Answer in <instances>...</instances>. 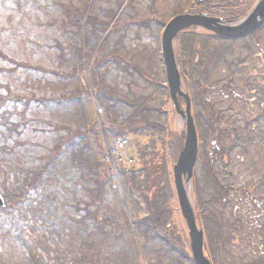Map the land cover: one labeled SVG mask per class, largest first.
<instances>
[{
	"label": "rangeland",
	"instance_id": "1",
	"mask_svg": "<svg viewBox=\"0 0 264 264\" xmlns=\"http://www.w3.org/2000/svg\"><path fill=\"white\" fill-rule=\"evenodd\" d=\"M115 1L0 0V113L3 114L13 110L21 113L25 109V102L15 100V98L17 99L19 97H13L9 95V92L15 93L18 96H28L31 92H35L37 95H48V97L53 99L56 94L59 95L68 85L61 81L57 75L48 72L66 68L65 62L68 60L62 61L56 56L55 44L57 41L60 40L64 44L75 41L68 32L55 30L54 28V19L62 17L60 9L62 4L70 5L71 3L82 7L87 2L89 5L85 10L87 14L93 13L99 15L101 19H108L109 14H106L104 10L116 11L118 5ZM155 1L156 9L165 18H167L170 9L177 7L179 4L183 5L184 3L181 1L185 2V0ZM133 4L135 9H137L135 12L133 11L132 0L120 10L118 14L120 17L117 23H122L121 27L125 28L119 33L115 32L114 28L113 35L110 38L111 42L116 39H121L113 46L112 52L120 54L121 58L127 64L130 63L138 66L141 72L138 74L132 68H127L124 64L121 68L116 65L117 63H111L110 61L106 63L105 61V64L103 63L104 65L99 67L98 76L94 79V82L99 87V90L104 86H110L116 91H132L135 96L139 94L147 96L152 92L150 81L158 79L163 82L166 77L159 53L158 36L160 26L154 20L156 16H150L147 11L152 4V0H134ZM110 5L112 7H109ZM133 17L140 22H144L146 19L150 20L146 24V27L144 24L138 22L129 23ZM94 38L89 39V43L86 46L92 48L93 51H99V38ZM259 41L260 43H258V39L255 37L247 39V43L246 41L231 43L228 46L229 49L223 52L218 64L213 66L210 64L211 66L208 65L210 67L193 72V81L188 77L189 85L187 87L189 88L190 86V89L193 90L192 83H197L200 78H204V85H212L213 83L221 81L222 78L237 75L234 74L237 71L241 74V77H245L248 68L251 70L258 64V59H254L252 55L255 51H262L264 49V30L260 34ZM222 45L221 43H216V51H221ZM86 46L83 47L87 48ZM108 49L110 48L106 45L105 53L109 52ZM202 58L205 59V57ZM242 59H246L247 61L242 67L237 69V65ZM75 62L76 59L74 58L71 64ZM21 63H25L26 67L23 68ZM39 67H44V70H47V74L39 69ZM262 69L263 66L261 67ZM81 79L83 84L89 85L90 76L87 72L81 74ZM221 87L224 86L218 85L213 88L210 87L209 89L211 90L207 93L205 92V95L211 101L215 102L216 108L221 112L215 117L219 127H229L231 132L234 128L238 135V147L229 150V156L232 162L230 169L235 170V178L239 183L242 184L244 180H251L253 182L258 177V171L264 165V108L260 105L261 99H264V94L261 96L256 93L253 95L249 94L248 97L235 101L222 94L219 95L220 89L218 88ZM92 95H98L96 87H94ZM240 96L242 95L240 94ZM9 97L13 99H9ZM260 97L262 98L260 99ZM200 99V95H197L195 104L196 112L201 107L199 103ZM72 105L50 104L49 106L38 107L32 103L26 109L27 117L25 123H27V128L24 129L25 134L23 131L18 136L16 131H14V138L7 140L0 138V145H3L2 142L4 141L12 148L5 150L7 153L6 156L8 158L14 157L16 162L20 164L19 171L21 173H16V171L6 167V171H8L6 174L8 182L5 184L9 189L21 183L23 174L22 167H34L37 162V157L45 150V147H50L56 139L49 132L51 128L43 120L51 121L54 125L67 124L70 126H77L81 122V114L78 112L77 103H72ZM150 105L155 106V101L150 100ZM123 106V103H121V107ZM101 107L103 106L101 105ZM97 109L99 108L97 107ZM91 110L92 108L89 106V115L92 114L89 112ZM125 110H129V108H121L118 113L124 114ZM212 111L213 108L207 103L204 109V115L207 119L200 121V126L203 129L205 125L210 126V122L213 119L209 115ZM11 119V121H15L13 120L15 119L14 116ZM11 121L9 122V126H11ZM174 124L180 129L184 126V120L181 116L177 115ZM0 125L3 124L0 123ZM97 127L99 128V125ZM34 128H37L38 131L34 132ZM40 130L44 131V133L42 134ZM252 130L254 131L252 132ZM223 145L226 149H229L231 146L229 143ZM236 151L238 153H235ZM65 159L67 160L66 154L60 159L61 161H59L55 171L52 169L48 172L39 188V192L41 194L45 191L54 193L57 196L55 205L59 207L57 203L60 202L64 207L65 219L68 218L72 221V208H66L64 205L73 203V199L77 198V195L67 185L69 181L67 177L68 165ZM1 161L2 159L0 158ZM4 176L0 172V191ZM235 178L233 179L236 180ZM75 179L82 181V183L87 181L86 176L85 180H82L79 176H76ZM116 179L119 185V179ZM206 179L208 180H206L205 184L209 186L210 178L207 177ZM260 192V189L256 190V194ZM120 193L125 203L128 201L130 205L129 198L124 196L121 187ZM32 194H34V197L24 203V205L21 204L18 210L0 211V264H38L35 262V258L41 260L43 264H73L74 260L71 259L74 249L73 245L78 243L79 237L77 239L72 237V233H74L76 228L78 229V226L82 227L83 225L76 224L74 226L75 223H71L70 221L62 222L60 217L58 218L59 213L49 209L46 198H44L45 195L38 197L36 195L38 192H33ZM108 196L107 194L106 200L102 203L104 213H115L114 210L116 209V205L118 207V204H116L117 202L113 200L112 196H109L110 199H108ZM244 200L240 202L243 203ZM237 204V202L229 201V204L221 205L220 211L217 212L218 216L223 213L221 215V221L224 224L220 236L223 234V239L227 241V245H216V258L220 264H264V254L262 252L264 251V227L260 234V243L258 245L255 246L252 244L254 238L250 235L252 226L255 223L253 213H255L258 207L254 206L252 208V206H245L241 211H237L234 206ZM262 207H264V204ZM53 208H56V206ZM263 216L264 213H262L258 220L264 226ZM13 217L19 218L21 221L20 223L15 219L17 227L12 225L11 219ZM48 217L50 220L52 219L51 227L48 223ZM123 217H126V215ZM259 221L258 223H260ZM42 224H48L45 226L51 229H43ZM234 226L237 229H233ZM61 228L65 229L64 236L61 237L62 241L59 238ZM140 230L149 231L150 229L146 225L141 224ZM111 231L114 233L112 234L114 237L110 240L115 241H110V244L106 242L101 245L100 252L96 254L98 260H101V262L103 260V264H136L137 262H132L130 252L128 251L129 249L125 246L126 243L120 246L122 242L124 243V239L119 237L116 241V232L112 229ZM127 231H130V229H127ZM20 233L28 237L29 240L25 241L19 238ZM94 239L99 242L98 238ZM147 242L152 247H158L160 251H164L165 249L160 243H155L149 239ZM144 248L146 247L144 246ZM146 250L145 256L152 259L156 264L159 261L162 264H169V261L165 260V255L156 259L157 257L152 250H148L147 248ZM30 251H33L35 256H32Z\"/></svg>",
	"mask_w": 264,
	"mask_h": 264
},
{
	"label": "trees",
	"instance_id": "2",
	"mask_svg": "<svg viewBox=\"0 0 264 264\" xmlns=\"http://www.w3.org/2000/svg\"><path fill=\"white\" fill-rule=\"evenodd\" d=\"M60 9L62 17L54 19V28L55 30L68 32V34L72 35V39L75 41H71L67 44L62 43L60 40L57 41L56 56L62 61H68L65 62V69L55 70V75H57L61 81L67 82L68 85L64 88L65 90H62L59 95L56 94L53 99L47 97L46 95L41 96V98L31 96L26 99V103L30 104L34 102L37 105L43 104L42 102L46 101H53L56 104L66 103V105L77 103V109L82 111V115L84 117V97L91 98L89 86L82 84L80 79V74L85 68L83 64L85 49L83 46L87 45V40L85 41L84 39L83 42V35L81 32V24L85 15L86 6L83 5L80 7L70 3V5L62 4ZM110 21L111 19H101L99 15L89 13L85 26L86 32L88 31L90 33V35H88L89 39L93 38L92 35L99 37V31H105ZM115 24L119 25L117 22ZM118 27L119 26L115 29H119ZM123 28L124 27H121L120 30ZM200 36L201 35L198 33H188L180 38L177 45V57L182 71H189L194 62H196L198 55L208 56V60L211 62V65H214L218 58L222 56V54H216L214 52H203L199 45V42L201 41ZM102 44H105L110 48L108 37ZM87 48L88 49H86L85 53L90 57L93 50L90 47ZM112 49L113 47L108 54L96 52L94 57V68L111 58L117 59L118 62L123 60L121 56L112 52ZM254 56L255 58H258V64L252 68L255 69L254 72L250 71L248 68V72L245 75L246 80L243 84H230L224 83L223 81H218L212 85H198L197 83H193L192 96L196 97V95H199L202 92L207 93L211 90L209 89L210 87L213 88L218 85L224 87L226 85H231V90H233L232 93H238L237 91L247 92L246 96H249V92L252 91L257 94L264 93V57L262 54L260 56L258 52H255ZM74 58L76 59V62L71 64V61H74ZM246 61V59H242L237 65V69L242 67ZM204 63V68L211 66L205 61ZM22 65L26 67L25 64ZM262 66L263 69L261 70ZM127 67L132 68L133 71L138 74L141 72V69L134 64L129 63L127 64ZM199 67V69H201V62H199ZM39 69L44 71V73L47 71L44 70L43 67H39ZM158 81V79L150 81L152 85V92H150L147 96H143L142 94L135 96L132 91L122 93L120 91H116L112 87H103L99 90V87L94 82L98 91L100 103L105 107V117L109 122V131L112 138H131L135 150L140 155L139 162L128 169L129 175L124 181L126 188L127 186L132 187L136 185L134 180L136 174L139 176L145 175L143 179L139 178L138 180L139 188H166V186H164L158 179L161 173L155 172L154 170L148 172L147 166H151L152 168L154 166H161L163 164L160 160L162 156H165V154L170 152L173 153L174 150L180 149V140L176 138V135H179V133L173 129L175 127V110L170 103L167 88L162 83H158ZM21 100L23 101V99ZM150 100L155 101V106L150 105ZM233 100H237V98L233 97ZM121 103H123V107H121ZM121 108H129V110H125L124 114H119L118 112ZM16 115L17 117H20V119L11 123L12 127L7 126L9 122L7 120H9V117L5 120V117L0 116V123L4 125V127L0 129V138H11L14 131H16L17 134H20L27 128L26 124L23 123L26 122V111L16 113ZM83 117L82 123L79 124L78 127L70 125H61L59 127L55 126L54 130H61L62 132L55 133L57 139L54 146L47 148L44 154L40 156L41 162L38 166L34 169H28L25 167V176L22 182L16 185L13 189H7L6 186L1 187L3 193L7 196L9 201L6 208L0 210H18L21 204L24 205V203L33 197V192H38V195L41 197L39 188L44 182L46 175L59 163V161H61L60 159L63 158L65 154L67 155V160L65 159V161L68 165L67 177L71 180V183L68 184V186L81 184V186H79L80 189L77 191L78 196L76 201L70 205H64L66 208H71L74 204L76 212L82 209V204L84 202L82 195H84L83 189H85V185H83L84 182L82 183V181L75 179L76 176L85 180L86 173H89L91 180L96 183L97 189L99 190L106 184V182L108 183V180L112 175V169L110 162L106 158V148L101 139L99 130L95 128V121H88ZM21 124L23 126L19 130L18 127ZM8 148L12 149L7 145V143L0 145V158L2 159L0 162V172L4 175L7 173L6 165L8 163H10L13 167L17 166L14 161H10V159L6 156L7 153L5 150ZM177 152L178 151L175 153L177 154ZM168 165L169 164H165L164 166L167 167ZM122 169L123 167H120V171H122ZM3 180L7 182L6 176H4ZM96 193L99 192L96 191ZM45 198L47 204L52 207L50 202L54 200L55 196H49L47 194ZM11 220L12 225L16 226L17 222L14 217ZM18 221L21 223L20 220ZM50 221L52 222V219ZM65 221L68 222L70 219L66 218ZM18 237L25 241L29 240V238L22 235V233H20ZM80 253L84 254V251L81 250Z\"/></svg>",
	"mask_w": 264,
	"mask_h": 264
},
{
	"label": "water",
	"instance_id": "3",
	"mask_svg": "<svg viewBox=\"0 0 264 264\" xmlns=\"http://www.w3.org/2000/svg\"><path fill=\"white\" fill-rule=\"evenodd\" d=\"M260 16L261 19L257 17ZM264 23V0L260 3L257 10L246 17L240 23L235 25H223L218 23V21L208 18H201L199 15L183 14L176 16L172 21L169 22L165 28L163 35V57L165 59L167 78L169 82L171 96L173 101L178 107L179 113H181L186 118V140L184 146L180 153V158L178 163L175 165V180L176 187L178 191L179 201L182 205L183 212L188 219L193 239L196 241L198 239V248L200 250L199 260L202 264H210L203 257L202 249V234L196 232V223L192 215V209L189 205L187 199V191L185 184H187L193 174V168L197 159V133L195 129V124L191 114V101L189 95L182 91L180 74L176 65L175 54H174V39L177 34L185 28L191 26H205L220 35L226 37H238L243 36L250 31L254 30L256 27ZM182 96L186 100L185 111L180 110L177 96ZM183 175H187V179L183 180ZM5 202L3 197L0 195V206H4Z\"/></svg>",
	"mask_w": 264,
	"mask_h": 264
},
{
	"label": "flooded vegetation",
	"instance_id": "4",
	"mask_svg": "<svg viewBox=\"0 0 264 264\" xmlns=\"http://www.w3.org/2000/svg\"><path fill=\"white\" fill-rule=\"evenodd\" d=\"M232 2L234 4V6H228L229 8H231L232 10H235V0H228V3ZM214 4V5H213ZM218 5L216 2H212V3H208L205 7H200V9H198L199 11H203L205 12L206 10H213L214 8H219V6H216ZM202 12V13H203ZM222 18L226 19L225 16H223ZM214 130L218 131V127L214 126L212 127ZM215 146H217V148H215L214 150V154H213V157H211L212 161H213V165L217 163V165L221 164V161H223L224 164H222V166L224 168L227 167V158L226 156H222L223 154H226L228 152V149H226L225 147L222 146V144H217V143H214ZM217 149H218V152H217ZM216 154V157H214ZM205 155V153H202L201 152V156L203 157ZM223 167H220L218 168V172H216L215 170H211L210 169V166L207 165V169H209L211 175L213 176V179L215 182L217 183H220L219 187L220 189H225V194L226 195H229L232 191H234L236 194H245V195H248L250 197V194H251V190L250 189H247L245 187H243L242 189H237L234 187V185L232 184H228V181H229V178L231 179L232 178V173L231 171H228L226 175H224V171L225 169ZM223 184H222V183ZM241 206L238 205L237 208H240ZM171 225V224H170ZM168 225L166 227L167 229V233H170V232H176V233H180L179 230L177 229H174V230H170L171 226ZM184 260V259H183ZM187 264H190V259L189 258H185V260Z\"/></svg>",
	"mask_w": 264,
	"mask_h": 264
},
{
	"label": "bare ground",
	"instance_id": "5",
	"mask_svg": "<svg viewBox=\"0 0 264 264\" xmlns=\"http://www.w3.org/2000/svg\"><path fill=\"white\" fill-rule=\"evenodd\" d=\"M181 88H183V87H181ZM176 151H178V150H174L173 153L170 152V153L165 154V156H162L160 158V160L163 162V164L161 166H154L153 168L151 166H147L148 167L147 171L150 172L151 170H154L155 172H158V173H164L165 169H166V167L164 166L165 164L170 165L173 163H178L180 155H177L175 153ZM184 178H187V175ZM185 188H186V191L188 192V186L187 185H185ZM140 189L142 191L145 190L143 188H140ZM139 205H141V203ZM164 238L167 240H172L174 238V235H166Z\"/></svg>",
	"mask_w": 264,
	"mask_h": 264
}]
</instances>
